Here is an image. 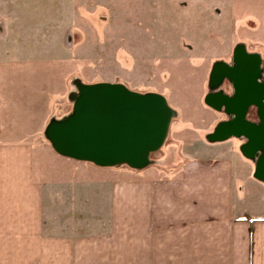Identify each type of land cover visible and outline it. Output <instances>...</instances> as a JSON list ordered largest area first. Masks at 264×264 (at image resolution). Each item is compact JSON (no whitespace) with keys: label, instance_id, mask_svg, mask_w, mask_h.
Wrapping results in <instances>:
<instances>
[{"label":"crops","instance_id":"0c3cea01","mask_svg":"<svg viewBox=\"0 0 264 264\" xmlns=\"http://www.w3.org/2000/svg\"><path fill=\"white\" fill-rule=\"evenodd\" d=\"M0 17V264H264V184L233 137L123 173L61 155L37 173L36 139L54 117L40 72L55 59Z\"/></svg>","mask_w":264,"mask_h":264},{"label":"rangeland","instance_id":"374dc122","mask_svg":"<svg viewBox=\"0 0 264 264\" xmlns=\"http://www.w3.org/2000/svg\"><path fill=\"white\" fill-rule=\"evenodd\" d=\"M0 15L10 34L22 22L26 33L37 36L39 55L55 59L50 70L40 72L42 80L49 79L41 83L52 96L47 111L52 120L71 113L78 84L120 83L136 93L163 96L173 115L161 146L148 154L151 161L166 148L173 154H211L196 140L207 142L215 124L229 116L208 107L204 96L231 95L229 82L214 84L210 73L215 64L232 63L235 47L259 56L264 80V0H0ZM247 117L256 119L253 108ZM36 140V171L43 166L51 172L50 157L60 155L43 134ZM243 142L233 137L227 143L237 149ZM234 158V167L241 168ZM179 159L173 155L170 161ZM117 165L122 173L130 168Z\"/></svg>","mask_w":264,"mask_h":264},{"label":"water","instance_id":"95a60500","mask_svg":"<svg viewBox=\"0 0 264 264\" xmlns=\"http://www.w3.org/2000/svg\"><path fill=\"white\" fill-rule=\"evenodd\" d=\"M231 61V66L215 64L211 69V81L226 79L232 93L204 96L208 107L229 116L216 123L206 139L243 138L239 151L254 159L253 177L264 184V84L256 80L260 59L237 46ZM249 106L255 108L257 123L245 118ZM172 115L157 93H136L120 83L78 84L71 113L51 120L43 135L61 156L101 167L125 164L140 169L148 164V154L161 146Z\"/></svg>","mask_w":264,"mask_h":264},{"label":"flooded vegetation","instance_id":"af4514ba","mask_svg":"<svg viewBox=\"0 0 264 264\" xmlns=\"http://www.w3.org/2000/svg\"><path fill=\"white\" fill-rule=\"evenodd\" d=\"M228 65L231 66L232 63H231V64H228ZM256 80H257V82L264 84V80H262V78H261V69H260L259 75H258V77H257ZM231 90H232V89H231ZM231 92H232V91H231ZM227 95H230V94H227ZM249 108H253L254 111H255V108H254L253 106H249L248 109H247V111H246L245 118H246L247 120L251 121V122L257 123L256 115H255V118H256V119H249V118L247 117V113H248ZM257 154H258V153H257Z\"/></svg>","mask_w":264,"mask_h":264}]
</instances>
